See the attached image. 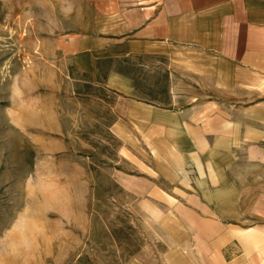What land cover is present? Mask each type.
Segmentation results:
<instances>
[{
    "label": "rangeland",
    "instance_id": "rangeland-1",
    "mask_svg": "<svg viewBox=\"0 0 264 264\" xmlns=\"http://www.w3.org/2000/svg\"><path fill=\"white\" fill-rule=\"evenodd\" d=\"M88 4L0 0V264H205L137 196L138 152L108 86L116 68L169 106L168 70L135 58L78 73L57 38L90 24Z\"/></svg>",
    "mask_w": 264,
    "mask_h": 264
},
{
    "label": "crops",
    "instance_id": "crops-1",
    "mask_svg": "<svg viewBox=\"0 0 264 264\" xmlns=\"http://www.w3.org/2000/svg\"><path fill=\"white\" fill-rule=\"evenodd\" d=\"M88 6L90 24L57 38L78 73L135 58L168 70L169 106L126 72L108 76L138 152L137 196L167 210L203 263L264 264V0Z\"/></svg>",
    "mask_w": 264,
    "mask_h": 264
}]
</instances>
